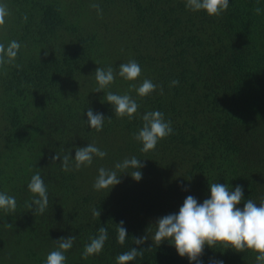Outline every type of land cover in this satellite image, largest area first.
I'll return each mask as SVG.
<instances>
[{
	"label": "trees",
	"instance_id": "1",
	"mask_svg": "<svg viewBox=\"0 0 264 264\" xmlns=\"http://www.w3.org/2000/svg\"><path fill=\"white\" fill-rule=\"evenodd\" d=\"M0 2L10 12L0 43L21 45L14 64L0 68V192L17 201L14 214L0 211V264H46L55 240L71 235L66 264H116L132 247L151 250L129 264H194L168 241L153 245L158 218L178 213L189 195L203 203L216 182L242 186L244 201L264 198V13L254 11L264 9V0H229L220 18L188 10L185 0ZM132 59L142 68L137 86L150 79L163 95L159 87L148 97L130 89L118 72ZM99 66L117 73L109 90L138 103L134 119L117 118L105 94L95 92ZM172 80L179 85L171 87ZM88 107L106 118L103 131L87 124ZM156 110L173 133L144 153L134 134L143 114ZM88 144L107 156L68 172L50 158L71 151L74 164L75 149ZM132 157L145 165L139 182L117 170L121 183L109 193L93 187L99 168L115 170ZM36 172L49 196L37 216L26 207ZM121 221L124 245L117 238ZM100 227L108 232L103 251L84 259ZM146 235L144 244H134ZM256 255L205 246L201 264H257Z\"/></svg>",
	"mask_w": 264,
	"mask_h": 264
},
{
	"label": "clouds",
	"instance_id": "2",
	"mask_svg": "<svg viewBox=\"0 0 264 264\" xmlns=\"http://www.w3.org/2000/svg\"><path fill=\"white\" fill-rule=\"evenodd\" d=\"M185 6L192 12L206 11L209 16L220 18L229 8V0H185ZM102 18L103 11L99 4L90 5ZM257 15L264 13V9L256 7ZM10 15L7 4L0 2V30L7 26V17ZM27 17H25V20ZM20 43L12 40L7 46L0 43V68L8 64H14L20 50ZM45 55H48L46 52ZM116 72L109 66L98 67L95 71V80L98 87L95 92H103L104 99L111 104L117 118L132 120L138 112L139 105L129 94H115L110 86L115 83ZM118 75L124 80L132 82L130 89L135 90L140 97L151 96L160 89L163 95V86L156 85L150 79H143L137 86L138 79L142 76V68L135 60L119 65ZM179 85V80H172L171 87ZM87 124L96 131H103L106 118L102 113H95L92 108H87ZM112 118H107L109 122ZM143 126L134 134V139L142 144L141 151L148 153L155 151L158 143L168 138L173 133L171 121L165 119L161 111H148L142 116ZM107 156L106 151L101 150L95 144L75 149V158L71 151L61 155L56 152L50 157L55 164L62 161L61 169L65 172L79 170L82 167H90L94 158L103 159ZM145 165L136 157L125 158L122 162L115 164V170L104 167L99 168L98 177L93 185L96 190H108V193L121 183V174H129L134 180L142 179V169ZM131 169L129 172L128 170ZM121 174L118 175V171ZM32 193L31 203L26 202V207L35 216L42 215L49 205L48 188L39 172H36L27 185ZM210 198L200 203L195 197L189 195L185 198L178 213H172L158 218L155 232L152 238L153 245L159 246L164 241L174 245L181 257H187L194 264H201L205 246L209 248L222 247L232 249L236 252L253 251L256 253L257 264H264V198L259 204L252 199L244 201L243 187L237 185L235 189L229 188L227 184L219 182L210 184ZM244 203L243 208L238 207ZM17 209V201L14 196L0 192V211L5 214H14ZM94 217H100L101 212L93 208ZM10 226V225H9ZM153 226V225H151ZM150 226V227H151ZM149 227V229H150ZM148 229V230H149ZM118 243L125 244L127 230L124 222L117 224ZM108 239L106 227H100L98 235L90 239L85 245L83 258L99 255ZM75 235L61 237L55 240L57 248L47 255L46 264H66V253L73 247ZM148 240V235L134 238L135 245H142ZM149 249L132 247L130 250L116 257V264H129L137 257H143L144 252ZM214 264H223V261H215Z\"/></svg>",
	"mask_w": 264,
	"mask_h": 264
}]
</instances>
